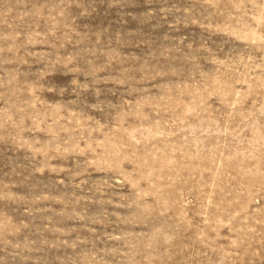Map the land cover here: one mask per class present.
Here are the masks:
<instances>
[{"label":"rangeland","instance_id":"rangeland-1","mask_svg":"<svg viewBox=\"0 0 264 264\" xmlns=\"http://www.w3.org/2000/svg\"><path fill=\"white\" fill-rule=\"evenodd\" d=\"M0 264H264V0H0Z\"/></svg>","mask_w":264,"mask_h":264}]
</instances>
